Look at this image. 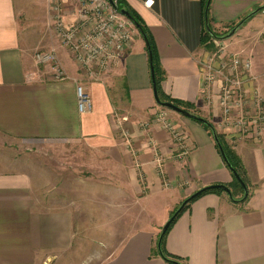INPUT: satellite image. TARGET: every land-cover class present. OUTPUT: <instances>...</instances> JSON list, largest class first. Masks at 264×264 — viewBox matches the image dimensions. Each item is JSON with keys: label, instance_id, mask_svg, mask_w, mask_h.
Returning a JSON list of instances; mask_svg holds the SVG:
<instances>
[{"label": "crops", "instance_id": "obj_1", "mask_svg": "<svg viewBox=\"0 0 264 264\" xmlns=\"http://www.w3.org/2000/svg\"><path fill=\"white\" fill-rule=\"evenodd\" d=\"M123 1L153 36L165 73L162 91L192 104L196 115L213 124L240 158L247 180L245 201L209 193L193 202L168 232L167 253L180 264H264V133L258 138L252 132L223 130L218 86L212 95L203 92L201 62L215 49V39L203 42L208 0H154L152 7L146 6L148 0ZM54 6L52 0H0V134L87 147L95 168L114 182L111 193L118 209L125 210L120 217L137 226L102 264H169L156 252L165 223L207 186L221 184L232 191L234 176L209 131L168 110L190 148L185 161L172 152L170 134L156 122L164 108L154 98L148 48L138 29L112 72L95 81L60 44ZM263 6L264 0H212L208 21L214 32H226L256 12L227 45L229 52L251 58L255 82L248 88L264 97V11L257 13ZM61 10L67 26L80 23L78 4L61 0ZM40 51L55 52L69 79L59 81L51 65H38L34 57ZM80 84L92 102L87 113L78 111ZM146 123L152 128L143 133L138 126ZM158 153L165 160L162 174ZM86 156L80 151L82 168ZM34 194L28 175L0 172V264H48L71 249V211H40Z\"/></svg>", "mask_w": 264, "mask_h": 264}, {"label": "built area", "instance_id": "obj_2", "mask_svg": "<svg viewBox=\"0 0 264 264\" xmlns=\"http://www.w3.org/2000/svg\"><path fill=\"white\" fill-rule=\"evenodd\" d=\"M71 1L79 5L81 21L77 25L67 26L62 15L61 0H52L55 3L54 22L61 45L83 74L100 81L104 75L112 72L139 33L134 22L121 14L115 0L116 7L108 0ZM153 4L154 0L146 1L148 7ZM214 46L215 49L208 52L201 62L203 92L212 95L213 87L218 86L217 106L222 113L223 130L252 132L255 137L261 138L264 133V97L258 89L250 91L248 88L255 82L251 58L229 52L222 42ZM34 59L38 65H51L57 80L69 79L55 52H37ZM76 91L78 111H92L91 98L86 88L80 84ZM156 122L169 132L171 143L177 148V159L185 161L190 152L187 137L176 127L168 110H160ZM149 126L152 125L142 124L141 131L148 132L151 129ZM123 139L132 145L125 131ZM149 145L156 147L152 140ZM156 161L162 174L165 160L161 153L157 154Z\"/></svg>", "mask_w": 264, "mask_h": 264}, {"label": "rangeland", "instance_id": "obj_3", "mask_svg": "<svg viewBox=\"0 0 264 264\" xmlns=\"http://www.w3.org/2000/svg\"><path fill=\"white\" fill-rule=\"evenodd\" d=\"M234 27L226 32L212 30L221 38H215V44L222 42L228 47L227 40L222 38ZM138 127L142 130L141 125ZM120 129L122 135L125 131L122 125ZM130 146L133 150V143L128 148ZM171 148L177 153L174 145ZM87 150L84 145L69 142H28L0 134V172L28 175L40 211H71L73 215L74 237L70 251L49 260L48 264H102L111 257L126 233L137 228L129 225L127 218L120 217L125 210L118 209L117 196L111 193L110 186L114 182L95 168L94 154ZM80 151L87 154L85 168L78 164ZM232 187L235 198L241 199L243 192L239 185ZM163 212L158 209L159 216Z\"/></svg>", "mask_w": 264, "mask_h": 264}, {"label": "trees", "instance_id": "obj_4", "mask_svg": "<svg viewBox=\"0 0 264 264\" xmlns=\"http://www.w3.org/2000/svg\"><path fill=\"white\" fill-rule=\"evenodd\" d=\"M204 2H207V0H204ZM117 6L119 8L120 11L125 10L127 12H129L131 14V16L133 17L134 21L140 25V27L142 28L144 34L146 35V37L148 38L149 41V47L151 49V55H152V65L154 67V79H155V83H156V87L158 90V95L159 98L161 100L162 103H172L174 105H176L177 107H180L188 112H190L191 114H193L194 116L197 117H201L196 115L192 109H193V105L190 103H185L179 100H175L172 99L170 96H167L161 88V84L162 82L165 80V73L164 70L161 67L160 61H159V56H158V51L153 39V36L151 35L148 27L146 26L145 22L142 20V18L135 12L133 11L128 4L123 1V0H118L117 2ZM261 11H264V6L262 7V9L258 10L257 13H260ZM253 18V15H251V17L248 19V21ZM210 23V22H209ZM210 25V24H209ZM211 27V26H210ZM212 29V28H211ZM211 39H215L205 28L203 31V42L206 43L207 41L211 40ZM207 40V41H206ZM206 47H208V45L206 44ZM198 122V120L196 119H192ZM206 120V119H205ZM208 122V124H202L210 133V135L214 138V135H216V137L219 140V145L216 143V147L218 149V151L220 152V155L222 156L220 147L222 148L224 154L226 155L228 162L231 166V168L226 164L225 160V164L227 165L228 169L230 170V172L232 173V175L234 176L235 179V184L239 185V189H241V191L243 192V197L240 200H236V194L234 192H232V201L233 202H241V201H245L247 199V197H245V191L243 189V187L241 186L240 182L238 181V179L236 178V175L245 183V185L247 186V180H246V175H245V170L244 167L241 163L240 158L237 156V154L231 149V147L229 145H227V142L225 141L224 137L217 133L215 127L213 126L212 123H210L208 120H206ZM223 158V156H222ZM209 193H215V194H222L223 192L221 191H207L204 192L203 194L190 199V201L187 203L184 211L182 213H180L177 218L174 220V222L171 224L170 228L168 229V231L166 232V234L164 235L162 241H161V245L160 248L158 247V249L156 250V252L164 259L166 260V262H168L169 264H177L178 262V258L169 255V253H167L166 249H165V239L166 236L168 234V232L170 231V229L172 228V226L175 224V222L177 221V219L186 211L190 208L191 204L193 202H195L196 200H198L200 197L209 194ZM176 212V211H175ZM175 212L173 213V215L175 214ZM172 215V216H173ZM171 216V217H172Z\"/></svg>", "mask_w": 264, "mask_h": 264}, {"label": "water", "instance_id": "obj_5", "mask_svg": "<svg viewBox=\"0 0 264 264\" xmlns=\"http://www.w3.org/2000/svg\"><path fill=\"white\" fill-rule=\"evenodd\" d=\"M114 7H116L115 3H114V0H108ZM212 0H208L207 2V5H206V29L207 31L216 39H221L219 37H217L214 32L212 31L210 25H209V21H208V12H209V8H210V3H211ZM256 12H254V14H251V15H255ZM121 14L124 15L126 18H128L129 20H131L132 22H134L136 28L138 29L139 33L142 35L146 45H147V48H148V53H149V57H150V69H151V75H152V80H153V91H154V98L157 102L158 105H160L161 107H163L164 109L166 110H169V111H172V112H175L183 117H186V118H190V119H196L198 120V122L202 123V124H208V122L202 118V117H197V116H194L193 114H191L190 112L180 108V107H177L176 105L172 104V103H162L160 98H159V95H158V90H157V87H156V83H155V79H154V67L152 65V55H151V49L149 47V41H148V38L146 37V35L144 34L142 28L140 27V25H138L133 17L131 16V14L125 10H122L121 11ZM250 16H247L246 18H244L236 27H234L231 32L228 34V36L222 38V40H228L232 37H234L238 31L240 30V28L246 24L248 22V19L251 17ZM214 140L215 142H217L218 146L219 145V140L218 138L216 137V135H214ZM220 150H221V153H222V156H223V159L225 160L226 164L231 168L229 162H228V159L226 157V155L224 154L222 148L220 147ZM236 178L238 179V181L240 182L241 186L243 187L244 191H245V197L248 196V188L247 186L245 185V183L236 175ZM207 191H221L225 194H227L230 198H232V191L229 187L225 186V185H221V184H217V185H212V186H207L201 190H199L198 192H196L195 194H193L192 196H190L188 199H186L182 205L180 206V208H178V210L175 212V214L170 218V220L165 224V226L163 227L162 229V232H161V235H160V238H159V244H158V247L160 248V245H161V241L164 237V235L166 234V232L168 231V229L170 228L171 224L174 222V220L177 218V216L182 213L187 205V203L190 201V199H193L201 194H203L204 192H207ZM177 264H180V263H177Z\"/></svg>", "mask_w": 264, "mask_h": 264}]
</instances>
